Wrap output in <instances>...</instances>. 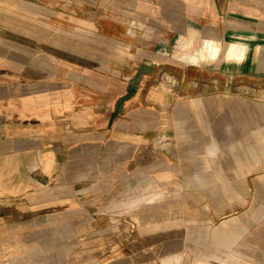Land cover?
Returning a JSON list of instances; mask_svg holds the SVG:
<instances>
[{
    "label": "crops",
    "instance_id": "obj_1",
    "mask_svg": "<svg viewBox=\"0 0 264 264\" xmlns=\"http://www.w3.org/2000/svg\"><path fill=\"white\" fill-rule=\"evenodd\" d=\"M166 2L148 55L80 23L51 54L42 2L0 40V264H264V0Z\"/></svg>",
    "mask_w": 264,
    "mask_h": 264
},
{
    "label": "rangeland",
    "instance_id": "obj_2",
    "mask_svg": "<svg viewBox=\"0 0 264 264\" xmlns=\"http://www.w3.org/2000/svg\"><path fill=\"white\" fill-rule=\"evenodd\" d=\"M69 1L73 0H19V2L17 0L16 3L13 0H0V40L16 39L20 42L24 38L29 37V29L31 27V31H33V33L35 32L33 30L35 27L34 20L44 15L40 16L38 9L34 7H31L32 9L25 7L24 3L27 4L30 2L32 3L30 5H39L40 2L48 5V35L50 38L49 40H52V44L49 46V53L51 52V54H54L56 49V46H54L55 40L60 39L64 40V44L67 45L64 46V54L68 56L71 55L72 25L75 27V25L77 26L79 23L82 26L98 29L97 33L101 37H106L108 39L122 37L125 39L123 42L126 44L125 47L117 48L113 50L115 52L110 53L113 60L116 61H121L123 54H136L139 52L138 54L148 55L154 51L151 50L155 48L153 46L157 44L158 41L161 42L162 40L163 42V39L167 36V30L159 20L161 16L158 17L156 13H154L156 15H153L152 12L147 13L145 8L142 7V0H138L139 3H137L136 0H130V2H126V0H80V2H82L80 6L74 5ZM166 1L167 0H152V3L156 11H158L159 8L165 7V9H168ZM84 2H92L93 5H88V3ZM146 5L150 4L147 3ZM79 9L85 10L87 14H70V12H78L77 10ZM57 12H64V14L59 15ZM105 28L107 30L103 31ZM32 36L38 38L39 33L35 32V36L34 34ZM83 43L82 45H84L86 49L90 46L92 47L90 43L89 46L87 42ZM17 49L16 60L19 65L22 66V56H20L19 52H22L24 48L22 46H17ZM95 49L101 50L98 47H95ZM6 50L7 47L1 48L0 46V54L6 53ZM86 54L90 55L91 53L86 52ZM4 64L7 65L6 63ZM69 67L71 68V64ZM85 68L84 69L88 71L87 67ZM100 69L104 70V68ZM160 69L164 73L166 72L162 69V66L156 68L155 72L157 73ZM166 73L169 74L168 72ZM134 218L137 222L136 228L139 233L147 234L152 231L150 207L146 208L144 211H140L139 215Z\"/></svg>",
    "mask_w": 264,
    "mask_h": 264
},
{
    "label": "built area",
    "instance_id": "obj_3",
    "mask_svg": "<svg viewBox=\"0 0 264 264\" xmlns=\"http://www.w3.org/2000/svg\"><path fill=\"white\" fill-rule=\"evenodd\" d=\"M155 85L157 86V88H162V90L164 91L173 92L177 89L178 80L174 76H171L166 72L164 73L163 71L159 70L158 75L155 79Z\"/></svg>",
    "mask_w": 264,
    "mask_h": 264
},
{
    "label": "water",
    "instance_id": "obj_4",
    "mask_svg": "<svg viewBox=\"0 0 264 264\" xmlns=\"http://www.w3.org/2000/svg\"><path fill=\"white\" fill-rule=\"evenodd\" d=\"M116 116V113L113 115V117H115Z\"/></svg>",
    "mask_w": 264,
    "mask_h": 264
}]
</instances>
